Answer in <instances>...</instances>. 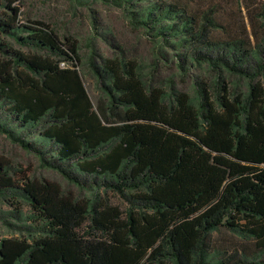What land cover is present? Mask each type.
I'll return each instance as SVG.
<instances>
[{
  "label": "trees",
  "instance_id": "16d2710c",
  "mask_svg": "<svg viewBox=\"0 0 264 264\" xmlns=\"http://www.w3.org/2000/svg\"><path fill=\"white\" fill-rule=\"evenodd\" d=\"M15 1L0 0V132L90 196L18 187L0 163V194L30 209L28 237L0 241V264H248L213 247L220 229L264 253V35L217 38L213 14L178 0H76L123 10L180 76L207 73L190 94L176 74L163 85L92 52L94 105L78 49L21 23Z\"/></svg>",
  "mask_w": 264,
  "mask_h": 264
},
{
  "label": "rangeland",
  "instance_id": "374dc122",
  "mask_svg": "<svg viewBox=\"0 0 264 264\" xmlns=\"http://www.w3.org/2000/svg\"><path fill=\"white\" fill-rule=\"evenodd\" d=\"M190 13L199 17L205 12L213 14L219 28L217 38L247 39L255 43L264 35V0H178ZM12 7L19 9V21L43 22L53 29L63 44L78 49L81 62L76 63L84 86L93 102L101 96L96 80L89 70L92 52L94 61L124 58L134 61L148 80L161 81L165 85L176 74L178 89L193 93L192 85L196 76H207L204 70L191 75L180 76L170 63H164L157 56L152 39L142 28L134 26L128 15L111 3L96 1L80 5L76 0H16ZM3 10H0L2 13ZM30 142H37V136H31ZM0 163L8 166L16 186L38 180L56 183L66 194L87 199L90 193L79 190L53 169L42 167L38 157L24 150L0 132ZM110 204L124 209L125 204L117 196L108 195ZM30 209L23 205L20 197L0 194V241L4 239H26L28 233L21 226L30 224L27 216ZM213 247L237 255L248 264H264V253L254 242L243 241L226 229H220L213 235Z\"/></svg>",
  "mask_w": 264,
  "mask_h": 264
},
{
  "label": "built area",
  "instance_id": "2783aa9c",
  "mask_svg": "<svg viewBox=\"0 0 264 264\" xmlns=\"http://www.w3.org/2000/svg\"><path fill=\"white\" fill-rule=\"evenodd\" d=\"M63 66H64V64H63Z\"/></svg>",
  "mask_w": 264,
  "mask_h": 264
}]
</instances>
